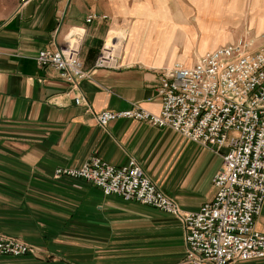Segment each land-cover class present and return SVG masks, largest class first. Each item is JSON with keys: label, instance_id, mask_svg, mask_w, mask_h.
<instances>
[{"label": "crops", "instance_id": "1", "mask_svg": "<svg viewBox=\"0 0 264 264\" xmlns=\"http://www.w3.org/2000/svg\"><path fill=\"white\" fill-rule=\"evenodd\" d=\"M163 8L182 24L183 13L169 0H0V236L31 248L24 256L0 257V264H131L136 234L145 236L144 207L105 197L81 180L55 178L57 169L80 168L94 157L115 166L135 159L183 210L214 198L223 160L218 168L210 148L188 144L168 128L126 119L103 128L97 120L134 104L161 112L160 75L176 59L166 44L151 48V26L161 20L145 14ZM123 31L129 36L121 67L97 69L105 43ZM73 42L89 73L78 87L36 62L41 51ZM81 97L85 103L77 105ZM175 229L172 239L183 249L174 258L179 264L186 243L182 227ZM257 230L264 233V209Z\"/></svg>", "mask_w": 264, "mask_h": 264}, {"label": "built area", "instance_id": "2", "mask_svg": "<svg viewBox=\"0 0 264 264\" xmlns=\"http://www.w3.org/2000/svg\"><path fill=\"white\" fill-rule=\"evenodd\" d=\"M27 0H23L25 3ZM90 17L88 22H91ZM123 47L106 42L97 69L118 70ZM39 67H53L74 87L89 78L76 42L36 57ZM162 110L151 113L138 104L122 112L104 111L101 127L126 119L168 128L187 140L216 148L223 168L214 177L216 194L198 211H184L161 192L135 159L115 166L94 157L80 168H59L55 178L89 183L105 197L160 210L183 225L186 253L179 264H238L264 259V233L256 222L264 207V47L246 52L226 46L198 58L191 67L165 68L160 75ZM85 103L77 98L76 104ZM30 246L0 236V257L24 256Z\"/></svg>", "mask_w": 264, "mask_h": 264}, {"label": "rangeland", "instance_id": "3", "mask_svg": "<svg viewBox=\"0 0 264 264\" xmlns=\"http://www.w3.org/2000/svg\"><path fill=\"white\" fill-rule=\"evenodd\" d=\"M169 5L174 12L179 10L183 13L182 24H176L171 12L164 8L158 14L151 12L145 14L154 19L159 16L161 20V24L151 26V48L156 43L166 44L170 56L176 59L168 67L175 64L191 67L204 54L226 46L241 45L246 52H255L264 47V0H169ZM127 31L116 34V39L120 41L124 50L125 40L129 36ZM167 36L168 40H165ZM184 139L188 144H197ZM210 149L214 155L216 154L219 168L223 154L216 148ZM137 205L145 209L144 214L139 216L143 219L145 230L151 232L152 238L146 237L148 234L146 231L144 238L141 232H137L138 239L130 249L128 256L131 264H175V256L180 255L183 249L180 241L172 239L174 235L172 232L176 231L177 223L183 229L182 223L176 217L160 210L141 204ZM183 238L185 240L184 230ZM160 254L168 257L164 258Z\"/></svg>", "mask_w": 264, "mask_h": 264}]
</instances>
